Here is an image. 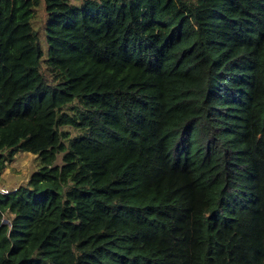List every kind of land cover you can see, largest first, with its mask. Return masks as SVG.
Segmentation results:
<instances>
[{
  "label": "trees",
  "instance_id": "1",
  "mask_svg": "<svg viewBox=\"0 0 264 264\" xmlns=\"http://www.w3.org/2000/svg\"><path fill=\"white\" fill-rule=\"evenodd\" d=\"M17 151L0 264H264V0H0Z\"/></svg>",
  "mask_w": 264,
  "mask_h": 264
},
{
  "label": "rangeland",
  "instance_id": "2",
  "mask_svg": "<svg viewBox=\"0 0 264 264\" xmlns=\"http://www.w3.org/2000/svg\"><path fill=\"white\" fill-rule=\"evenodd\" d=\"M44 10L43 6L40 5L37 10V18L35 20V26H40L43 21ZM67 129V127H65ZM70 132L72 129L68 128ZM38 160L36 155L28 151H17L13 158L8 161L4 171L0 175V190L11 191L15 190V187L25 184L30 178L31 174L37 170Z\"/></svg>",
  "mask_w": 264,
  "mask_h": 264
},
{
  "label": "built area",
  "instance_id": "3",
  "mask_svg": "<svg viewBox=\"0 0 264 264\" xmlns=\"http://www.w3.org/2000/svg\"><path fill=\"white\" fill-rule=\"evenodd\" d=\"M1 191V190H0ZM2 192H8V190H6V191H2Z\"/></svg>",
  "mask_w": 264,
  "mask_h": 264
}]
</instances>
